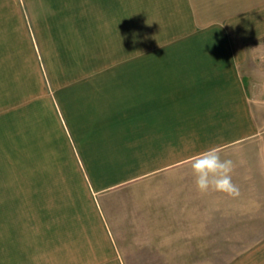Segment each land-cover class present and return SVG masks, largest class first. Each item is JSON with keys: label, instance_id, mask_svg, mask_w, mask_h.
<instances>
[{"label": "crops", "instance_id": "obj_1", "mask_svg": "<svg viewBox=\"0 0 264 264\" xmlns=\"http://www.w3.org/2000/svg\"><path fill=\"white\" fill-rule=\"evenodd\" d=\"M168 1L136 48L137 0H0V132L48 166L19 264H264V0ZM213 146L237 197L195 188Z\"/></svg>", "mask_w": 264, "mask_h": 264}, {"label": "rangeland", "instance_id": "obj_2", "mask_svg": "<svg viewBox=\"0 0 264 264\" xmlns=\"http://www.w3.org/2000/svg\"><path fill=\"white\" fill-rule=\"evenodd\" d=\"M156 1L159 0H137V17L134 29L136 48H141L146 44L149 47L154 46V39L158 38L156 36L157 21L147 20L144 17H150L159 12L155 10L146 11L147 14L141 13L146 10L147 5L156 6L153 4ZM157 19L158 17H156ZM120 40L123 38L121 37ZM256 48H264V44L257 45ZM7 135L0 132V264H19V257L26 251L23 242L32 238V232L36 235L38 229L40 230L46 222V219H42L40 210L41 208L46 209V198L43 196L44 199H42L41 195L47 193L44 192L47 182L44 184L43 181L34 180L37 177L33 176H38L35 175L37 172H47L48 166L44 164L38 167L19 166V134L12 135L8 131ZM44 217H46V213ZM243 247L233 246V250L239 251ZM28 249L30 250V247ZM211 263L224 264L225 261Z\"/></svg>", "mask_w": 264, "mask_h": 264}, {"label": "clouds", "instance_id": "obj_3", "mask_svg": "<svg viewBox=\"0 0 264 264\" xmlns=\"http://www.w3.org/2000/svg\"><path fill=\"white\" fill-rule=\"evenodd\" d=\"M194 177L197 192L209 191L223 193L230 197L239 196V187L232 180L236 167L231 159L221 158V149L217 146L195 154L188 160Z\"/></svg>", "mask_w": 264, "mask_h": 264}]
</instances>
